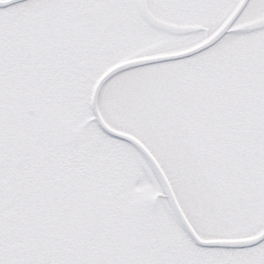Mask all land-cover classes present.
<instances>
[{"label": "snow or ice", "instance_id": "snow-or-ice-1", "mask_svg": "<svg viewBox=\"0 0 264 264\" xmlns=\"http://www.w3.org/2000/svg\"><path fill=\"white\" fill-rule=\"evenodd\" d=\"M0 264H264V0H0Z\"/></svg>", "mask_w": 264, "mask_h": 264}]
</instances>
